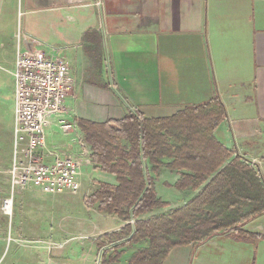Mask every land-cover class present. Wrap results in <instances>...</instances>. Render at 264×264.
Segmentation results:
<instances>
[{"label":"crops","instance_id":"obj_1","mask_svg":"<svg viewBox=\"0 0 264 264\" xmlns=\"http://www.w3.org/2000/svg\"><path fill=\"white\" fill-rule=\"evenodd\" d=\"M9 27H13L12 37L19 34L16 56L18 48L41 49L69 61L75 89L74 96L65 102L63 115L67 120L78 126V119L118 120L129 111L167 117L185 106L205 104L218 96L227 108V118L216 128V138L234 156L248 159L264 181V0H0V34L8 38ZM87 49L100 51L102 63L108 62L113 70L114 84L92 81L98 73L101 79L106 78L102 69L86 70L90 66ZM14 64L15 70L16 58ZM13 80L14 105L10 115L6 107L4 124L0 126L2 171L11 166L13 157L15 77ZM56 119L47 128V147L61 155L82 156L90 164L78 141L84 137L81 128L64 133ZM180 176L179 171L163 168L157 178L158 196L170 203L166 208L186 205L198 195L200 189L173 187ZM114 177L103 175L101 181L116 184ZM158 187L166 188L169 195L165 189L158 191ZM28 188L34 190L18 196L19 204H23L22 216L29 209L28 202L37 204L36 193L49 199L57 197L56 203L64 199L61 194ZM41 208V213L47 210L45 206ZM51 208L49 215L43 214L48 220L54 213L55 207ZM99 213L100 219L106 214ZM114 223L111 229L102 224L83 234L94 239H98L95 235L103 236L98 245L103 248L102 257L108 250L105 264H128L133 253L148 244L142 241L119 248L120 258L113 259L114 246L127 239L107 237L126 222L119 218ZM30 224L28 234L35 238L53 236L63 241L70 231L48 228L40 218L29 220ZM22 228L18 227L21 233ZM245 228L255 234L252 242L219 233L197 248L192 264H264V212L249 219ZM127 247L132 251L128 253ZM185 249L183 245L173 248L165 264H186ZM33 251L36 264H93L84 259L41 257L49 254L45 245ZM174 253L180 257H174ZM98 264H102V258Z\"/></svg>","mask_w":264,"mask_h":264},{"label":"trees","instance_id":"obj_2","mask_svg":"<svg viewBox=\"0 0 264 264\" xmlns=\"http://www.w3.org/2000/svg\"><path fill=\"white\" fill-rule=\"evenodd\" d=\"M226 118L227 108L216 96L167 117L129 111L118 120H77L92 149L93 163L116 176V184L97 181L99 187L85 198L88 205L97 204L100 212L126 222L107 235L112 240L127 238L114 246L113 259L120 258L119 248L146 241L148 246L133 253L128 264H162L170 247L203 240L224 229L238 230L264 212V181L259 171L248 159L234 156L215 136ZM163 168L180 172L173 187L200 189L185 206L165 213L158 211L170 203L156 189Z\"/></svg>","mask_w":264,"mask_h":264},{"label":"rangeland","instance_id":"obj_3","mask_svg":"<svg viewBox=\"0 0 264 264\" xmlns=\"http://www.w3.org/2000/svg\"><path fill=\"white\" fill-rule=\"evenodd\" d=\"M6 29L9 32L8 38L0 34V126L1 124H4L5 113L8 111L6 110L5 112L6 107L9 108L10 115V111L13 108L11 104L14 105V96L12 94L14 87L13 70L16 58L17 40L19 37L18 33L17 37L16 35L15 38L12 37L13 27H9ZM14 29L16 31V28ZM88 54L90 55V66L85 67L86 70L89 69V72H91L90 69L97 71H101L102 69L103 74L106 78L101 79V75H99L98 73L97 75H95V78H93L92 81H96V83H99L100 85H106V83L111 84V81H113L114 84L113 70L110 68L108 62L102 63L104 62V59L101 60L100 51L96 49L95 51H92ZM86 70L85 72H87ZM86 76L88 77V75ZM98 78L100 79L99 81L97 80ZM91 163L93 164L92 159L90 164ZM90 164L86 163L85 161L82 162L81 175L79 177L81 181L79 192L73 193L67 191L61 193V195L59 196L63 197L64 199L61 200L62 202L58 203H56V201L58 200L57 197H52L51 199H49L48 197L40 195V193H36V196H38L37 204L35 205L34 203L28 202L27 207L29 209L25 214H23V216L21 212L22 209L20 210L23 204H19V201H21V199L18 196H24L26 193H29L34 189L23 186L13 188L10 172L11 166L6 171L0 170V264H36V254L33 250L34 247L38 245H45V248H47L49 251V254L43 253L41 257H50L56 260L62 259L71 261H82L84 259L85 261H93V264H98V262H100L102 258L103 248L98 245V241H100L99 238H103V236L95 235V237H98V239H94L92 235H85L83 234V232H86L88 229H92L102 224H105L104 227L111 229L115 226L114 222L116 220H119V218H117V216L115 215L107 216L105 214L102 215L103 218L100 219V211L97 208L98 205H88L85 201V196L92 194L99 187L97 179L101 181V179H104L103 175L112 176L113 178L115 177L112 173L103 171L100 168V170H97L95 169L96 165L94 166ZM157 183L159 184V182ZM160 186L161 185H159V187ZM159 187L158 191L159 189H165V193L169 195V192L166 188ZM160 194L164 197H168L165 196L162 191H160ZM6 199H12L13 201L11 213H6L4 210ZM45 203H48L46 204L47 206L44 205ZM43 206L47 207V210H45L44 212L46 215H49L51 213L49 212L51 207H55L53 211L54 213H52V217H50L51 219H46L43 215L44 213H41V211L44 210L41 208ZM182 206L185 205H181L179 203L177 204V206L162 209L158 212H170L171 210ZM149 216L150 215H145L143 216V218H148ZM35 218H40L42 225L47 226L48 228L64 227L70 231H67L65 239L63 241L60 237L56 238L52 235V237L50 236L51 238L46 239H44L43 237L35 238L36 236H29L28 228L31 227V224L28 225L29 220H34ZM246 224L247 221L243 223L241 228L238 230H228L225 232L224 229L223 231L212 234L211 236L203 240L192 239V242H188L186 244H178L170 247L169 249L171 251L177 246H185V248H187L185 250L188 252L185 255L186 264H192L197 252V248L208 242V240L215 237V235L219 233H227L226 235H229L232 238H236L237 240L240 239L239 241H243L245 243L252 242L255 234L245 228ZM18 227H23L22 233L21 230L18 229ZM78 243H81L82 246L79 247ZM146 243L148 244V242ZM145 246L146 245H141V248ZM132 249L133 248L129 247L126 248L128 253L132 251ZM128 253L126 254V256H124V259L128 257ZM167 256L163 260L162 264L166 263ZM173 256L179 258L180 254L174 253Z\"/></svg>","mask_w":264,"mask_h":264},{"label":"built area","instance_id":"obj_4","mask_svg":"<svg viewBox=\"0 0 264 264\" xmlns=\"http://www.w3.org/2000/svg\"><path fill=\"white\" fill-rule=\"evenodd\" d=\"M13 74L15 111L10 170L13 188L34 186L49 194L79 192L82 156L61 155L47 147V128L54 117L64 133L76 132L78 128L63 115L66 99L74 95L75 89L69 61L62 56H50L41 49L18 48ZM78 141L90 162V146L84 137ZM12 202V199L5 200L6 213H11ZM134 222L132 219L131 223Z\"/></svg>","mask_w":264,"mask_h":264},{"label":"bare ground","instance_id":"obj_5","mask_svg":"<svg viewBox=\"0 0 264 264\" xmlns=\"http://www.w3.org/2000/svg\"><path fill=\"white\" fill-rule=\"evenodd\" d=\"M10 202V201H9Z\"/></svg>","mask_w":264,"mask_h":264}]
</instances>
